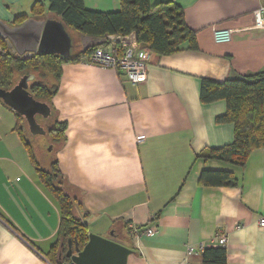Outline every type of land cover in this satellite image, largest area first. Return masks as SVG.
<instances>
[{
  "label": "crops",
  "instance_id": "0c3cea01",
  "mask_svg": "<svg viewBox=\"0 0 264 264\" xmlns=\"http://www.w3.org/2000/svg\"><path fill=\"white\" fill-rule=\"evenodd\" d=\"M42 1L48 9L49 0ZM150 1L179 4L199 48L151 51L147 80L138 84L85 58L62 64L52 114L67 130L56 158L80 200L76 214L90 233L132 249L127 264H206L203 253L189 256L187 248H220L212 243L220 234L228 237L226 264H264V147L253 150L243 168L196 159L205 148L234 140V125L216 121L226 102L203 103L201 79L264 70V28H256L254 18L264 0ZM35 2L0 0V18L11 24L19 15L31 17ZM84 3L94 11L120 8V0ZM214 28L231 29L230 41L216 42ZM115 38L121 46H140L133 35ZM6 108L0 105V264H52L60 205L41 182ZM204 170L231 171L239 186L201 184ZM132 226L157 232L137 236Z\"/></svg>",
  "mask_w": 264,
  "mask_h": 264
},
{
  "label": "trees",
  "instance_id": "16d2710c",
  "mask_svg": "<svg viewBox=\"0 0 264 264\" xmlns=\"http://www.w3.org/2000/svg\"><path fill=\"white\" fill-rule=\"evenodd\" d=\"M47 10L48 17L61 20L72 35L71 56L64 58L56 54L42 53H35L31 57L20 56L0 37V87L10 89L24 74L35 75V79L29 84V91L34 98L46 102L51 108V116L42 119L41 124L47 130L46 135L53 147H59L66 140V123L59 121L52 114V100L59 91L62 64L81 61L89 56L94 48L83 50L81 34L106 39L110 35L119 38L133 35L137 44L161 55L199 48L197 31L188 26L183 8L172 1L151 4L150 0H120V8L117 11L102 12L88 9L84 0H49L48 9L42 0H36L31 17H47ZM27 18L29 15H19L11 24H20ZM73 30L76 35H73ZM109 44L108 38L102 45ZM116 45L120 47L121 41L117 40ZM201 80L200 98L203 103L217 100L226 102V112L218 116L216 121L234 125V140L221 147L205 148L197 154L196 159L205 162L218 160L243 168L247 165L252 151L264 147V70L229 77L224 81L207 77ZM0 101L15 114L14 130L27 148L41 182L60 205L58 239L49 253V259L52 264H63L69 261L66 256L69 239L73 243L77 240L81 249L89 240V228L75 211L76 205L81 204L80 200L68 186L56 157L51 159L47 168L37 159L33 139L27 136L28 124L25 118L1 99ZM200 182L206 186H239V179L235 174L225 170H204L200 175ZM203 259L206 264H226L227 251L223 246L206 248Z\"/></svg>",
  "mask_w": 264,
  "mask_h": 264
},
{
  "label": "water",
  "instance_id": "95a60500",
  "mask_svg": "<svg viewBox=\"0 0 264 264\" xmlns=\"http://www.w3.org/2000/svg\"><path fill=\"white\" fill-rule=\"evenodd\" d=\"M0 37L20 56L31 57L35 53L56 54L69 58L73 49V37L65 24L52 17L37 19L29 17L20 24L12 25L0 18ZM106 38L81 34L83 50L104 44ZM35 75L27 73L21 76L10 89L0 87V99L11 109L23 116L33 135H43L47 130L40 119L51 115L49 104L34 98L29 84ZM52 149V146L50 147ZM132 249L117 241L114 237H102L89 233V240L81 249L75 240L69 239L66 256L69 261L63 264H127Z\"/></svg>",
  "mask_w": 264,
  "mask_h": 264
},
{
  "label": "built area",
  "instance_id": "2783aa9c",
  "mask_svg": "<svg viewBox=\"0 0 264 264\" xmlns=\"http://www.w3.org/2000/svg\"><path fill=\"white\" fill-rule=\"evenodd\" d=\"M254 18L255 27L264 28V5L254 10ZM231 33L232 30L228 28H214L213 30L214 39L218 43L229 42ZM109 40L112 46L111 48L103 45L94 47L90 55L85 58L86 62L103 68H113L122 71L126 79L133 84L145 82L148 76L147 63L151 50L144 46L130 45H126L122 49L116 45V38L114 35H112ZM0 52H2L1 48ZM144 138L143 135L138 137L139 141H142ZM259 223L264 227V217L260 218ZM131 230L137 236L144 234L152 236L157 232L154 226L145 229L132 226ZM212 243H218L220 246L226 247L228 237L225 234L216 235ZM206 248L207 245L202 243L199 247L189 245L187 254L192 256L194 254L203 253Z\"/></svg>",
  "mask_w": 264,
  "mask_h": 264
},
{
  "label": "rangeland",
  "instance_id": "374dc122",
  "mask_svg": "<svg viewBox=\"0 0 264 264\" xmlns=\"http://www.w3.org/2000/svg\"><path fill=\"white\" fill-rule=\"evenodd\" d=\"M72 33H73V35L77 34L75 30H73ZM0 105L2 107H4V105L1 103V101H0ZM8 111L11 113L10 117L13 118L15 116L14 113L11 112L10 110H8ZM41 120H40V122H41ZM26 129H27V136L29 138L33 139L32 142L34 145V151L36 153L37 159L39 161H41V164L43 165V167L47 168L49 166L51 159L56 157V152H57L58 146L55 145L54 147H52V148H54V152H53V149L50 148L52 146V144L50 142L49 137L46 134L33 135V134H31L28 126H26Z\"/></svg>",
  "mask_w": 264,
  "mask_h": 264
},
{
  "label": "flooded vegetation",
  "instance_id": "af4514ba",
  "mask_svg": "<svg viewBox=\"0 0 264 264\" xmlns=\"http://www.w3.org/2000/svg\"><path fill=\"white\" fill-rule=\"evenodd\" d=\"M50 116H51V115H50ZM37 118L40 119V120H41V119H44L43 117H39V116H38Z\"/></svg>",
  "mask_w": 264,
  "mask_h": 264
}]
</instances>
